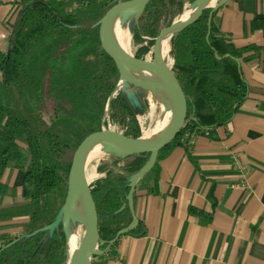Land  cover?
<instances>
[{"label": "trees", "instance_id": "obj_1", "mask_svg": "<svg viewBox=\"0 0 264 264\" xmlns=\"http://www.w3.org/2000/svg\"><path fill=\"white\" fill-rule=\"evenodd\" d=\"M19 1L21 8L6 48L0 49V179L11 167L22 173L23 203L0 209V231L20 229L17 235L0 233V264H66L67 241L61 223L51 235L40 229L54 220L64 202L75 149L102 126H114L126 137L139 138L137 116L146 112L147 103L142 90L131 85L111 96L119 75L97 38L104 13L127 0ZM195 1L149 0L132 22L133 43H145L134 57L143 59L149 52L162 16L167 14L168 27L184 4ZM215 13L216 9H204L170 43L172 72L185 95L187 123L158 152L149 172H156L159 161L175 146H191L181 141L184 134L195 138L224 126L246 98L239 64L264 46L236 47L214 24ZM249 27L264 36V19L252 20ZM45 88L53 104L48 124L35 112ZM129 93L137 98L139 107L129 101ZM108 157L110 163L100 172L104 176L89 187L100 251L132 223L127 202L129 179L148 162L149 154L122 157L111 153ZM125 160L128 162L121 165ZM6 192L0 183V195ZM188 212L203 222L210 220L201 211ZM124 235L144 237L146 228L137 220Z\"/></svg>", "mask_w": 264, "mask_h": 264}, {"label": "crops", "instance_id": "obj_2", "mask_svg": "<svg viewBox=\"0 0 264 264\" xmlns=\"http://www.w3.org/2000/svg\"><path fill=\"white\" fill-rule=\"evenodd\" d=\"M20 8L19 0H0L3 51ZM256 19H264V0H223L213 22L236 47L264 46L262 32L249 27ZM239 69L247 95L228 123L196 136L187 149L175 146L156 172L137 181L131 211L146 235H122L90 262L264 264V50ZM22 177L12 167L4 172L0 209L23 203ZM0 233L17 235L20 229Z\"/></svg>", "mask_w": 264, "mask_h": 264}, {"label": "water", "instance_id": "obj_3", "mask_svg": "<svg viewBox=\"0 0 264 264\" xmlns=\"http://www.w3.org/2000/svg\"><path fill=\"white\" fill-rule=\"evenodd\" d=\"M217 1L218 4L216 6H208L205 4V0H196L194 2L197 4V10L195 14L190 19H179L176 22L172 21L167 28L158 32L157 36L153 40L154 44L160 41L166 29L178 27L176 33L179 32L185 26L196 21L204 9H216L223 0ZM148 2L149 0H127L111 6L98 22L97 38L101 50L114 63L119 75L118 84L111 96L115 94L116 90H124L129 85L137 88H143V86H147L151 89H156L152 83L147 84L139 81L134 75L131 74V71L144 70L156 74L164 82L171 98L173 105L172 120L166 130L154 143H144L140 141V137L137 139H132L124 136L121 132H116L102 126L99 131L86 136L77 146L72 155L67 175V187L64 202L55 215L54 220L47 226L40 229V231H48L49 235H51L61 223L62 230L66 235V243H68L67 229L69 223L81 222L73 217V211L79 197L82 199L85 208V229L83 233V239L79 247V254L76 257L69 259L68 252L66 251L67 261L69 260L67 264H90L91 258L98 256L101 253V251L98 249L101 243L98 242L97 237L96 211L89 188L93 181H86L84 174L85 167L82 163V156L90 147V145L94 142H99V144L104 148V151L108 152V154L112 153L122 157L136 154H149L148 162L129 179L127 202L129 209L131 210L132 194L137 181L151 170L156 161L158 152L165 148L173 139H175L187 123L185 95L172 72V66H167L163 62H154L144 58H135L133 55L128 54L118 48L106 36L108 23L114 16H118L120 18V25L126 21H129L127 30L128 32H131L133 20L137 19V17L143 12ZM181 15L182 13L179 15V17ZM176 33L170 39V43ZM127 97L131 103L139 107V102L133 94L129 93ZM106 112L107 107L105 113ZM131 215L133 217L132 223L127 228L118 231L115 238L108 243V247L111 246L119 236L124 235L134 227L137 220L132 214V211Z\"/></svg>", "mask_w": 264, "mask_h": 264}, {"label": "bare ground", "instance_id": "obj_4", "mask_svg": "<svg viewBox=\"0 0 264 264\" xmlns=\"http://www.w3.org/2000/svg\"><path fill=\"white\" fill-rule=\"evenodd\" d=\"M216 2L217 0H205V4L208 6H213ZM196 10L197 4L186 8L185 10H183L182 15L180 17L174 19V22L179 19H190L195 14ZM177 29L178 27L166 29L160 41L154 44L153 47H151L146 60L154 62H163L167 66H170L168 62L170 39L176 33ZM106 36L118 48L130 54V40L128 32L122 30V27L120 25V18L118 16H114L110 19L107 27ZM139 72L141 73L143 79L147 81V84H153V86L156 88V90H154L156 92V96L159 97L162 101L159 118L154 122V124L150 128L142 130L140 136V141L150 144L158 140L160 135L169 126L173 116V105L166 89V86L159 76L144 70H139ZM103 153L104 148L99 144V142H94L90 145V147L82 156L83 166H87L92 160L99 159L103 155ZM85 178L87 182H90L97 178V174L96 172H92L89 175L85 176ZM73 217L76 220L81 221L83 225L85 224V208L83 201L80 197L74 207ZM76 238L77 236L75 234H71L68 237L67 252L69 259H72L79 254L80 248L77 247L75 244Z\"/></svg>", "mask_w": 264, "mask_h": 264}, {"label": "rangeland", "instance_id": "obj_5", "mask_svg": "<svg viewBox=\"0 0 264 264\" xmlns=\"http://www.w3.org/2000/svg\"><path fill=\"white\" fill-rule=\"evenodd\" d=\"M217 4H218V1L214 5L216 6ZM192 5H195V3L184 4L181 13L183 12V10H185L186 8H188ZM174 9L176 10V7H174L173 10ZM166 16H167V14L165 16H162V18H161L160 31L167 28V23H168L169 19L166 18ZM177 17H179V15L174 17L172 19V21H174V19H176ZM128 22L129 21H126L121 25L122 30H124L125 32H128V30H127ZM128 36H129V40H130L129 53L134 56L137 49L140 46H144L145 43H142L141 45L134 44L132 39H131V32H128ZM148 54H149V52L144 56V59L147 58ZM168 62L170 64V66H172V59L170 58L169 54H168ZM131 74L134 75L142 83H147V81L145 79H143V77L139 71H137V70L131 71ZM140 89L142 90V93H141L142 99L147 103L146 112L143 115L137 116V120H138V123L140 126V132H141L142 130L150 128L154 124V122L159 118L160 110H161V106H162V101L160 100L159 97L156 96V92L154 91L156 89H151L147 86H143V88H140ZM35 112L40 116L42 121L46 124H48L52 120L53 104H52L50 97L48 96V94L46 92V88L44 90L43 100H42L41 104H39L37 106ZM106 128L114 130L116 132H120L119 128L114 127V126H106ZM19 145L23 148L25 147L23 142H19ZM127 162H128V160H125L121 163V165H123ZM109 163H110V161H109V157H108V152L104 151L103 155L99 159L92 160L87 166H85L84 174H85V176H87L92 172H96V174H97L96 179L101 178L104 176V174L100 173V172L102 171L103 167ZM95 180H93V181H95ZM84 229H85V226L81 222H75V224L69 223V226L67 229V236L69 237L71 234H75L77 236L76 242H75L77 247H80V245H81V242L83 239ZM67 262H66V264H67Z\"/></svg>", "mask_w": 264, "mask_h": 264}, {"label": "built area", "instance_id": "obj_6", "mask_svg": "<svg viewBox=\"0 0 264 264\" xmlns=\"http://www.w3.org/2000/svg\"><path fill=\"white\" fill-rule=\"evenodd\" d=\"M138 121V120H137ZM193 136H190L189 134H184L181 138V141H187L188 145L192 144Z\"/></svg>", "mask_w": 264, "mask_h": 264}]
</instances>
